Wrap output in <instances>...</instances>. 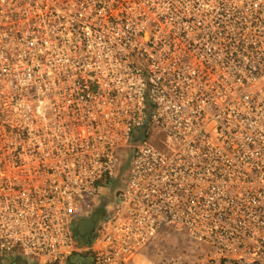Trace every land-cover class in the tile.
<instances>
[{
	"label": "built area",
	"instance_id": "obj_1",
	"mask_svg": "<svg viewBox=\"0 0 264 264\" xmlns=\"http://www.w3.org/2000/svg\"><path fill=\"white\" fill-rule=\"evenodd\" d=\"M124 148L92 264H264V0H0V264H70Z\"/></svg>",
	"mask_w": 264,
	"mask_h": 264
},
{
	"label": "rangeland",
	"instance_id": "obj_2",
	"mask_svg": "<svg viewBox=\"0 0 264 264\" xmlns=\"http://www.w3.org/2000/svg\"><path fill=\"white\" fill-rule=\"evenodd\" d=\"M152 138L159 148L166 149L167 138L160 129L152 130ZM138 143V141H135ZM134 143V144H135ZM120 163L116 169L115 176L111 179L102 181L98 189V195L90 201L92 214L98 220L111 214L115 207L116 195L122 190L128 179V172L134 158V149L124 148L118 153ZM90 218H86L87 220ZM83 219L82 221H84ZM80 221V220H79ZM90 222H92L90 220ZM99 221L96 222V225ZM84 223V222H83ZM76 227V223L75 226ZM79 248L86 246L81 239L77 237ZM82 253V252H81ZM207 248L199 246L190 241L184 234L166 231L161 233L150 246L138 257V264H161L164 257H182L187 263L196 262L198 259L206 258ZM16 259H3L2 264H10Z\"/></svg>",
	"mask_w": 264,
	"mask_h": 264
},
{
	"label": "crops",
	"instance_id": "obj_3",
	"mask_svg": "<svg viewBox=\"0 0 264 264\" xmlns=\"http://www.w3.org/2000/svg\"><path fill=\"white\" fill-rule=\"evenodd\" d=\"M82 220L83 219H81L80 221L78 220L76 222V227H74L76 236L79 237V236H85L91 234L93 235L95 224H92V222H90V220L92 221V218L88 220L85 219L84 221ZM90 244L83 246L82 248L78 247L80 253L75 255L74 259L71 260L70 264H92L91 259H89V253L87 252V249L90 246ZM78 246H79V242H78Z\"/></svg>",
	"mask_w": 264,
	"mask_h": 264
},
{
	"label": "trees",
	"instance_id": "obj_4",
	"mask_svg": "<svg viewBox=\"0 0 264 264\" xmlns=\"http://www.w3.org/2000/svg\"><path fill=\"white\" fill-rule=\"evenodd\" d=\"M99 221L96 217V215L92 218V222L94 224H96V222ZM82 243L85 244V245H89L91 242H92V239H93V235H85V236H79ZM17 261V259H16Z\"/></svg>",
	"mask_w": 264,
	"mask_h": 264
},
{
	"label": "water",
	"instance_id": "obj_5",
	"mask_svg": "<svg viewBox=\"0 0 264 264\" xmlns=\"http://www.w3.org/2000/svg\"><path fill=\"white\" fill-rule=\"evenodd\" d=\"M92 224H94V223L92 222Z\"/></svg>",
	"mask_w": 264,
	"mask_h": 264
}]
</instances>
